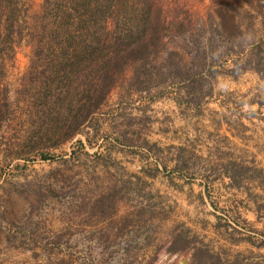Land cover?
<instances>
[{"label":"rangeland","instance_id":"rangeland-1","mask_svg":"<svg viewBox=\"0 0 264 264\" xmlns=\"http://www.w3.org/2000/svg\"><path fill=\"white\" fill-rule=\"evenodd\" d=\"M42 2L0 0V222L37 237L31 264H264V0H137L165 28L152 80L130 64L74 136L30 145Z\"/></svg>","mask_w":264,"mask_h":264},{"label":"trees","instance_id":"trees-1","mask_svg":"<svg viewBox=\"0 0 264 264\" xmlns=\"http://www.w3.org/2000/svg\"><path fill=\"white\" fill-rule=\"evenodd\" d=\"M152 15L137 0H43L26 32L32 53L15 100L25 109L22 140L60 145L74 136L130 64L133 84L149 83L165 31ZM4 60L0 52V80Z\"/></svg>","mask_w":264,"mask_h":264},{"label":"crops","instance_id":"crops-1","mask_svg":"<svg viewBox=\"0 0 264 264\" xmlns=\"http://www.w3.org/2000/svg\"><path fill=\"white\" fill-rule=\"evenodd\" d=\"M40 244L27 226L0 222V264H31Z\"/></svg>","mask_w":264,"mask_h":264},{"label":"water","instance_id":"water-1","mask_svg":"<svg viewBox=\"0 0 264 264\" xmlns=\"http://www.w3.org/2000/svg\"><path fill=\"white\" fill-rule=\"evenodd\" d=\"M186 263V261L185 260H182L181 262H180V264H185Z\"/></svg>","mask_w":264,"mask_h":264}]
</instances>
